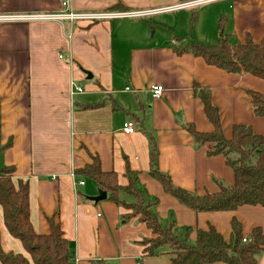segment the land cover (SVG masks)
Segmentation results:
<instances>
[{"label": "crops", "instance_id": "crops-1", "mask_svg": "<svg viewBox=\"0 0 264 264\" xmlns=\"http://www.w3.org/2000/svg\"><path fill=\"white\" fill-rule=\"evenodd\" d=\"M195 1L205 2L139 19L0 21V169L14 167V183H29L36 233H49L48 218L60 221L75 264H171L167 249L143 255L140 242L152 232L136 219L124 222L127 210L107 199L89 200L100 189L75 171L92 164L93 157L103 172L116 173L122 186L131 171L146 197L157 201L154 211L161 224L173 223L191 243L198 229L209 226L229 241L233 218L241 222L244 237L255 228L264 234V207L198 214L167 194L150 172L153 140L158 168L176 187L203 195L217 190L215 180L234 183L225 158L208 156L209 146L197 145L184 128L192 124L200 133L213 131L194 85L209 90L230 139L235 125L251 126L264 137V118L254 115L247 93L264 94V81L229 74L176 48L191 42L217 45L221 38L242 44L248 35L256 43L264 41V0H71V6L78 13L160 11ZM61 3L0 0V15L55 13ZM186 9H192L190 25L170 15ZM72 83L84 92L72 95ZM154 85L164 89L159 98L150 91ZM126 122L134 123L133 134L122 131ZM0 241L6 253L29 258L8 232L1 205ZM257 264H264V251Z\"/></svg>", "mask_w": 264, "mask_h": 264}, {"label": "trees", "instance_id": "trees-1", "mask_svg": "<svg viewBox=\"0 0 264 264\" xmlns=\"http://www.w3.org/2000/svg\"><path fill=\"white\" fill-rule=\"evenodd\" d=\"M196 14L192 15V24ZM223 28V19L220 20ZM178 54L192 53L203 59L209 66L221 69L229 74H248L264 81V41L254 42L249 35L242 44L231 45L227 38H221L217 45H203L191 42L176 48ZM253 113L264 118V94L248 90ZM194 94L203 103L207 120L213 126L210 133L198 132L194 125L184 128L191 134L197 145H208V156L221 155L233 170L234 183L227 185L215 180L217 190L203 195L176 187L171 177L158 168V151L151 140L150 172L158 180L167 194L178 199L183 205L196 213L234 212L242 206L264 207V137L256 133L251 126L235 125L230 139L224 136L219 109L212 103L211 94L206 88L194 85ZM116 108V106H114ZM1 119V113H0ZM8 147L4 146L2 149ZM14 167L0 169V205L3 209L4 223L8 232L20 240L29 258L23 254L6 253L0 241V264H75L68 240L59 220L48 218V234L35 232L30 219L29 183L13 181ZM77 176L92 179L98 188L107 193V201L128 213L122 215L127 222L136 219L151 232L152 238H144L140 244L144 247V256H157L160 250L168 246L166 252L171 264H257V256L264 251V234L261 228H255L243 241L241 222L231 220V237L227 241L214 226L207 230H197L194 243L181 239L176 226L171 223L163 226L155 213L156 200L146 197L132 172H127L129 183L122 186L114 172H103L100 161L93 157V163L75 171ZM99 264H107L100 261Z\"/></svg>", "mask_w": 264, "mask_h": 264}, {"label": "built area", "instance_id": "built-area-1", "mask_svg": "<svg viewBox=\"0 0 264 264\" xmlns=\"http://www.w3.org/2000/svg\"><path fill=\"white\" fill-rule=\"evenodd\" d=\"M205 1H195L186 4H180L168 9H163L160 11H108V12H95V13H78L72 9L71 0H62V9L55 13H31V14H21V15H0V21H27V22H63L69 21L74 22H95L100 20H115V19H139L152 16L157 13L166 11H177L189 7H195L197 5L203 4ZM130 91V88H126ZM163 87L160 85H154L151 87V92L153 97L159 98L163 93ZM84 92L83 88L72 83L71 94H79ZM122 131L125 134H133L136 131L133 122H126L123 125ZM77 184L84 185V181H78ZM246 242V237L243 239Z\"/></svg>", "mask_w": 264, "mask_h": 264}, {"label": "rangeland", "instance_id": "rangeland-1", "mask_svg": "<svg viewBox=\"0 0 264 264\" xmlns=\"http://www.w3.org/2000/svg\"><path fill=\"white\" fill-rule=\"evenodd\" d=\"M191 11H192V9H186L184 11H178L175 13H171L170 15H176V16H174L175 19L179 22H183V25H190L189 21H190ZM0 111H1V109H0ZM177 234H178V236H180L181 239H185V236L183 237L179 231L177 232ZM188 242L191 243V241H188ZM162 249L169 250L168 246H164V247H162Z\"/></svg>", "mask_w": 264, "mask_h": 264}, {"label": "water", "instance_id": "water-1", "mask_svg": "<svg viewBox=\"0 0 264 264\" xmlns=\"http://www.w3.org/2000/svg\"><path fill=\"white\" fill-rule=\"evenodd\" d=\"M88 76H91L88 72L86 73ZM107 199V193L105 191L99 190L98 195L95 197H89V200L94 202L95 204L102 202Z\"/></svg>", "mask_w": 264, "mask_h": 264}]
</instances>
